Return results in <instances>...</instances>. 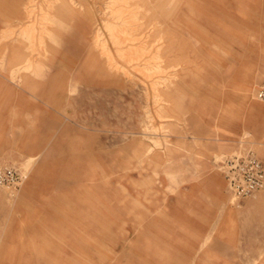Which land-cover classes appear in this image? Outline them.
<instances>
[{"label":"rangeland","instance_id":"1","mask_svg":"<svg viewBox=\"0 0 264 264\" xmlns=\"http://www.w3.org/2000/svg\"><path fill=\"white\" fill-rule=\"evenodd\" d=\"M29 1L0 0V264H264V187L222 168L264 165V0H54L33 54Z\"/></svg>","mask_w":264,"mask_h":264},{"label":"built area","instance_id":"2","mask_svg":"<svg viewBox=\"0 0 264 264\" xmlns=\"http://www.w3.org/2000/svg\"><path fill=\"white\" fill-rule=\"evenodd\" d=\"M255 97L264 102V82L257 87ZM222 168L230 192L239 200L252 196L264 187V165L252 151L226 159ZM21 181L18 170L0 166V188L17 190Z\"/></svg>","mask_w":264,"mask_h":264},{"label":"crops","instance_id":"3","mask_svg":"<svg viewBox=\"0 0 264 264\" xmlns=\"http://www.w3.org/2000/svg\"><path fill=\"white\" fill-rule=\"evenodd\" d=\"M36 0H30L29 1V6L27 7L26 9V13L21 16L22 14L21 13H13V18H11L10 16L6 19V25L8 26V28L11 27V22L9 20H14L16 22H21L22 20L26 19L28 21V25L24 26L23 29L21 30L20 32V35L23 39L27 40V43L28 45H26V49L30 52V54H33L35 52H33V50L31 51V48H30V40L29 38L27 37H24L22 35V33H27L29 34V32L33 29V30H37L39 31L36 38H35V44H39L40 43H43V38L41 37V34H47L48 30H47V26H46V23L51 19L52 14L53 13H49L51 11V9L53 8V1L51 0H44L43 3H38L36 2V13H30L31 12V4H33V2H35ZM68 2L72 5H74L76 2L75 0H68ZM48 3V4H47ZM34 5V4H33ZM35 7V6H34ZM35 10V9H34ZM46 22V23H45ZM107 23V22H106ZM3 32L1 31L0 32V37L1 34ZM106 45H107V42H106ZM108 47V46H107ZM109 49V48H108ZM39 50L37 48V51L36 53H39ZM110 51V49H109ZM113 56V55H112ZM105 59H106V63L105 64H97V67H101L103 68L102 69V73H103V77H106V74L107 72H110L112 70L116 71L115 69H111L110 68V64H109V58H107L105 55H104ZM66 60V59H64ZM32 62H27V64L25 65V67H23L24 70H29L31 67H32ZM105 67V68H104ZM118 72V71H116ZM17 72L14 71L12 72L11 74V77L12 79L16 78V74ZM0 83L2 85V81L0 80ZM248 95H250V92L248 91V89L244 92V98H248ZM155 97V96H154ZM150 151V150H149ZM32 159H28L26 165L24 166L26 169L28 168L29 164L31 163ZM195 186H186V190H185V193H183V197L185 198L184 201L187 200V198H190L192 195L195 194ZM175 206H178L177 202H175Z\"/></svg>","mask_w":264,"mask_h":264}]
</instances>
